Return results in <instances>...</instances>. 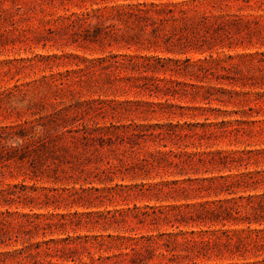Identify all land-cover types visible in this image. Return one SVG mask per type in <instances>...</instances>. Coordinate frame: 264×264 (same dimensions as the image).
<instances>
[{
    "label": "rangeland",
    "instance_id": "1",
    "mask_svg": "<svg viewBox=\"0 0 264 264\" xmlns=\"http://www.w3.org/2000/svg\"><path fill=\"white\" fill-rule=\"evenodd\" d=\"M0 264H264V0H0Z\"/></svg>",
    "mask_w": 264,
    "mask_h": 264
}]
</instances>
